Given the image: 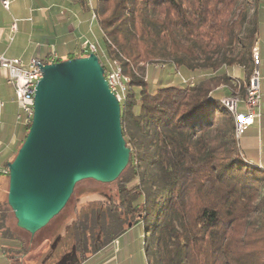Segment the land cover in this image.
<instances>
[{
  "label": "trees",
  "instance_id": "obj_1",
  "mask_svg": "<svg viewBox=\"0 0 264 264\" xmlns=\"http://www.w3.org/2000/svg\"><path fill=\"white\" fill-rule=\"evenodd\" d=\"M263 2L93 0L103 52L128 79L120 121L130 154L115 195L76 220L81 253L137 229L144 264H264V168L240 151L222 102L246 94ZM180 69L191 76L162 79Z\"/></svg>",
  "mask_w": 264,
  "mask_h": 264
},
{
  "label": "water",
  "instance_id": "obj_2",
  "mask_svg": "<svg viewBox=\"0 0 264 264\" xmlns=\"http://www.w3.org/2000/svg\"><path fill=\"white\" fill-rule=\"evenodd\" d=\"M27 134L6 166L16 225L35 234L85 179L116 180L129 161L120 102L95 53L41 66Z\"/></svg>",
  "mask_w": 264,
  "mask_h": 264
},
{
  "label": "crops",
  "instance_id": "obj_3",
  "mask_svg": "<svg viewBox=\"0 0 264 264\" xmlns=\"http://www.w3.org/2000/svg\"><path fill=\"white\" fill-rule=\"evenodd\" d=\"M8 2V8H5L3 0H0V55L22 60L32 57L46 59L51 51H55L58 59L63 60L79 54L83 41L93 43L99 51L102 33L95 19H92L88 0ZM256 19L259 27L256 47L260 56L258 68L261 99L256 109L258 115L238 138V146L247 158L264 168V2L257 8ZM182 72L186 78L191 76L185 70ZM3 77L5 72L0 70V78ZM0 102L1 117L4 103L1 99ZM22 129L15 120L12 124L7 121L1 128L0 119V185L6 177L2 170L4 163L14 151ZM14 258L0 253V264H12Z\"/></svg>",
  "mask_w": 264,
  "mask_h": 264
},
{
  "label": "rangeland",
  "instance_id": "obj_4",
  "mask_svg": "<svg viewBox=\"0 0 264 264\" xmlns=\"http://www.w3.org/2000/svg\"><path fill=\"white\" fill-rule=\"evenodd\" d=\"M88 1L92 10L93 0ZM91 13L94 14V11L92 10ZM101 36L102 35L100 34V49L97 52V55L100 63L104 64V69L109 72L112 67H114V62L103 55L104 43ZM250 51L253 53L255 69L247 85L245 96H235L230 98L224 97L222 99V102L223 100L227 99H235L234 101L236 106L234 107V111L224 104L234 115L235 137H237L235 133V122L238 114L237 106L242 108L249 102V90L251 88L252 82L255 79V74L259 72V56L257 53V47L254 46L250 48ZM111 62L113 64H111ZM110 64L113 66L111 67ZM182 70L180 73L176 72L173 74H169V71H167L166 77L163 75L162 79H164V81L170 79L173 84H176L179 81H185L186 76L183 74ZM161 74H165V72H161ZM233 75L236 76L237 74L235 73ZM122 77L125 80H122L124 81L123 84L125 85L128 79L123 75ZM123 90L124 91H122L123 95L121 94V100L125 96L124 93L126 91V85L124 86ZM214 93L219 96H225L224 91L220 89L216 90ZM13 98L14 92L12 87L6 83L4 77L0 78V99L4 103L1 107V128L4 127V124L7 121L11 124L13 123L16 112V104L12 101ZM14 155L15 154L12 152L10 161L13 159ZM1 167L3 168V166ZM2 170L6 172L5 168ZM5 176L6 177L3 183L0 185L1 203L6 202L8 190V176ZM116 191V181L102 183L92 179H85L78 182L75 185L66 205L60 211V213L55 216L45 227L41 228L33 235L16 225V219L14 218L12 210L7 205V215L3 221L0 222V253L7 254L8 257L14 256L15 258L13 257L14 260H12V264H17L18 262L20 264H61L60 262L63 260L62 256L64 255L72 258V260L68 259L69 261L64 264H74L77 260L85 256L88 257V259L86 262L81 264H87V262L89 264H144L141 246L139 244V231L137 229H133L122 234L116 240L106 245L102 248V250L96 253L91 252L92 250L90 248H88V251L85 253H81L79 250H77V247L75 248V235L73 227L76 223V220L82 219L84 217H87L89 220H91V210L93 208L96 209L99 207V205H101V203H103L104 200L108 198V196H114ZM96 234L97 231L94 230L93 235L95 236ZM88 238H90V235ZM49 253H51V258L48 260L47 257L49 256Z\"/></svg>",
  "mask_w": 264,
  "mask_h": 264
},
{
  "label": "built area",
  "instance_id": "obj_5",
  "mask_svg": "<svg viewBox=\"0 0 264 264\" xmlns=\"http://www.w3.org/2000/svg\"><path fill=\"white\" fill-rule=\"evenodd\" d=\"M89 7V1L87 2ZM8 0H3V6L8 8ZM89 53L97 55L96 47L93 43L83 41L80 49L82 56H87ZM58 61V55L55 51H51L46 59L32 57L28 60L21 58H10L0 55V70L5 72V81L12 87L14 92V103L16 104V112L14 116L15 123L22 127L30 126V114H33V98L35 86L38 81V73L42 71L41 66L47 63ZM104 69V68H103ZM104 77L107 81H112L116 95L120 97V78H114V73H109L104 69ZM253 92L249 104L238 108L239 133L240 136L245 129L254 122L257 117V107L259 106L261 94L259 89V73L255 74V79L252 82ZM233 105L232 99H229ZM2 103L0 102V106ZM236 106V105H235Z\"/></svg>",
  "mask_w": 264,
  "mask_h": 264
},
{
  "label": "bare ground",
  "instance_id": "obj_6",
  "mask_svg": "<svg viewBox=\"0 0 264 264\" xmlns=\"http://www.w3.org/2000/svg\"><path fill=\"white\" fill-rule=\"evenodd\" d=\"M95 14V13H94ZM94 14L92 13V19H95V16H94ZM110 63V62H109ZM111 64H113L112 62H111ZM110 64V65H111ZM113 65H111V67H112ZM109 70V69H108ZM109 73H114V78H120L121 79V81H120V97L118 96V95H116V91H115V88H113V83H112V81H107V83H108V86H109V88L111 89V91L114 93V95L117 97V99L120 101L121 100V94H122V91H124L123 89H124V86L126 85H124L123 84V82L125 81L124 80V78L122 77V74H121V69H120V67L116 64V63H114V67H112V69L109 71ZM259 73V72H258ZM42 76V71L41 72H39L38 73V80L40 79V77ZM126 78V77H125ZM254 78V77H253ZM122 80H124V81H122ZM252 92H253V84L251 85V88H250V90H249V98H248V100H249V102H250V99L252 98ZM125 94V93H124ZM248 94V93H247ZM123 95V94H122ZM233 100V102H235L234 100L235 99H232ZM223 102H224V104L226 105V106H228V108H230L232 111H234V107H235V105H233L232 104V102L230 101V100H223ZM249 102L247 103V104H249ZM237 110V109H236ZM235 110V111H236ZM32 116H33V114H30V124H31V121H32ZM235 133H236V136L239 138V136H240V133H239V119H238V114H237V117H236V122H235Z\"/></svg>",
  "mask_w": 264,
  "mask_h": 264
},
{
  "label": "flooded vegetation",
  "instance_id": "obj_7",
  "mask_svg": "<svg viewBox=\"0 0 264 264\" xmlns=\"http://www.w3.org/2000/svg\"><path fill=\"white\" fill-rule=\"evenodd\" d=\"M50 248H52V247H50ZM51 253H52V251H51ZM51 253H49V256L47 257V259L49 260L50 258H51ZM7 255V254H6ZM8 256V255H7ZM65 256V255H64ZM62 256L63 257V260H61V264H64V263H66L67 261H69L68 259H71L72 260V258L71 257H68V256ZM14 257V256H13Z\"/></svg>",
  "mask_w": 264,
  "mask_h": 264
}]
</instances>
